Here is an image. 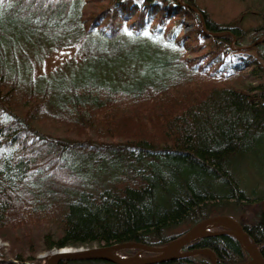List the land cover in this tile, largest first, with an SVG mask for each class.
I'll use <instances>...</instances> for the list:
<instances>
[{
	"label": "trees",
	"instance_id": "trees-1",
	"mask_svg": "<svg viewBox=\"0 0 264 264\" xmlns=\"http://www.w3.org/2000/svg\"><path fill=\"white\" fill-rule=\"evenodd\" d=\"M101 1L0 0V240L14 253L0 264L93 244L160 248L216 216L264 260V20L220 25L194 0ZM78 42L80 64L36 72ZM226 231L181 251L246 264Z\"/></svg>",
	"mask_w": 264,
	"mask_h": 264
},
{
	"label": "water",
	"instance_id": "water-1",
	"mask_svg": "<svg viewBox=\"0 0 264 264\" xmlns=\"http://www.w3.org/2000/svg\"><path fill=\"white\" fill-rule=\"evenodd\" d=\"M261 212L264 217V199L261 202ZM207 225L225 226L228 231L225 233L232 234L239 241L241 246L249 256L246 264H264L251 239L245 234L241 226L232 218L227 216H216L202 221L192 227L185 235L172 241L168 245L160 248L146 246L136 243H125L113 246L99 247H65L53 249L49 254H44L41 258H46V264H65L66 262H84V261H104L111 264H162L184 257L206 255L211 258V264H216L214 255L209 250H195L191 252H180L181 249L189 242L204 236L214 235L215 232L206 234L201 233ZM244 243H243V242ZM127 248H136L154 254L150 257H123L117 254L118 251ZM253 251L257 256H254ZM40 258V257H39Z\"/></svg>",
	"mask_w": 264,
	"mask_h": 264
},
{
	"label": "rangeland",
	"instance_id": "rangeland-1",
	"mask_svg": "<svg viewBox=\"0 0 264 264\" xmlns=\"http://www.w3.org/2000/svg\"><path fill=\"white\" fill-rule=\"evenodd\" d=\"M95 2L96 1L94 2L92 1L90 4L86 3L85 5L86 15L90 14L91 11H96L98 9V4L96 6L94 5ZM101 2L106 3V1L104 0ZM194 2L199 9L205 11L215 23L220 25L229 24L235 20H237V22L240 20L242 22L246 20L245 21L246 26L249 25L251 27H257L261 23V21L263 22L264 20V1L257 2L256 0H194ZM172 27L173 26H168V30L172 29ZM258 42L259 41H257L254 45L258 44ZM80 48H81V42H78L72 47L60 49L54 53L49 54L48 56H45L44 63H42V65L40 66H37L36 72H42L47 74L55 71L58 67H60L61 69L65 68L66 64L68 63L70 64V66L73 63L80 64L79 62L81 59ZM254 53H255L254 50L251 51V54ZM217 227L220 226L212 227L211 232H213ZM91 247H99V246L97 244H93L85 248H91ZM50 252L40 251L37 253L36 258L37 257L41 258L44 254H49ZM118 253L119 252H117V254ZM0 257H3L4 259H12L14 257V253L10 250V246L7 241L4 242L0 240ZM136 257H140V256H136ZM41 259H43L44 264H46L47 259L46 258H41Z\"/></svg>",
	"mask_w": 264,
	"mask_h": 264
},
{
	"label": "bare ground",
	"instance_id": "bare-ground-1",
	"mask_svg": "<svg viewBox=\"0 0 264 264\" xmlns=\"http://www.w3.org/2000/svg\"><path fill=\"white\" fill-rule=\"evenodd\" d=\"M212 227H214V225H207L206 227H204V228L202 229V232H201V233L206 234V233L211 232V228H212ZM242 242H243V241H242ZM243 243H244V242H243ZM253 253H254V256H257L255 251H253Z\"/></svg>",
	"mask_w": 264,
	"mask_h": 264
}]
</instances>
